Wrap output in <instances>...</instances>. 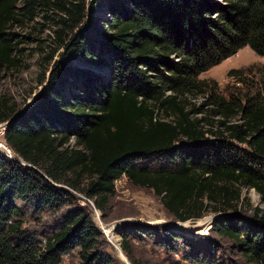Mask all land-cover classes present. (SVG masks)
I'll use <instances>...</instances> for the list:
<instances>
[{
    "label": "trees",
    "instance_id": "obj_1",
    "mask_svg": "<svg viewBox=\"0 0 264 264\" xmlns=\"http://www.w3.org/2000/svg\"><path fill=\"white\" fill-rule=\"evenodd\" d=\"M103 4L111 18L98 27L90 13ZM38 16L56 27L57 46L88 67L58 62L18 114L0 97L5 141L26 163L0 153V264H64L74 250L78 264H114L97 249L102 232L87 209L70 206L73 190L105 212L123 176L152 189L182 222L160 238L152 226L119 228L132 264H150L134 256L132 240L155 234L185 259L227 264L214 242L205 248L198 241L204 221L189 223L208 211L222 215L219 235L264 264V210L250 216L238 208L250 201L244 188L264 203V89L226 96L215 80L200 79L243 47L264 56V0H0V73L22 65L23 44L35 37L16 27ZM102 66L108 80L95 84ZM76 80L83 87L66 96ZM29 212L43 228L25 227ZM46 213L60 214L49 227Z\"/></svg>",
    "mask_w": 264,
    "mask_h": 264
},
{
    "label": "rangeland",
    "instance_id": "obj_2",
    "mask_svg": "<svg viewBox=\"0 0 264 264\" xmlns=\"http://www.w3.org/2000/svg\"><path fill=\"white\" fill-rule=\"evenodd\" d=\"M88 1L93 2L94 0ZM215 1L221 2V0ZM90 15L96 16L98 27H102L111 18L108 8L104 4L95 12L90 13ZM55 29L56 27L51 22L48 23L45 19H42V16L36 17L29 25L16 27V32L25 35L32 31V36L35 37L32 42L23 44L27 51L22 65L17 69L0 73V97H6L10 103L17 105V114L33 105L44 84H46V81L41 83L40 80H48L51 71L58 62L63 65L77 67L87 66L84 61L75 55L74 51L68 50L63 46H57ZM104 56L107 60L109 59L106 55ZM48 57H51L49 62L46 61ZM263 65L264 56L257 53L250 46H246L223 60L220 64L202 73L200 79L215 80L218 84L219 92L226 96H229L233 91L239 92V89H241L242 93L248 92L250 96H253L264 89L262 85L263 76L261 74ZM104 66L96 68L98 73L94 71L98 75L96 76L95 84L107 82L108 75H106L105 71L100 72V69L102 68L103 70ZM237 70L242 71V74L233 73V71ZM239 77H242L244 81L238 80ZM77 87H83L81 80H76L71 89L67 87L64 92L65 95L70 96L71 93H75ZM204 98L202 96L198 97L195 103L199 106L204 101ZM16 156L18 157V155ZM115 186L116 194L110 199L108 209L105 212L97 209L94 202L87 199L84 194L73 190L75 199L73 206H70L79 205L87 209L95 225L102 232L97 249L109 254L114 259V264H132L122 249L123 241L118 233V229L124 225L131 227L138 225L152 226L154 233L158 236L157 238L162 236L163 228L182 230V228H179L182 222L176 220L166 210L161 197L155 194L152 189L137 186L126 176L117 180ZM242 195L250 199V201L248 205L243 203L244 207L242 204L238 206L240 212L252 216L256 208L264 210V203H262L261 196L255 189L244 188ZM58 215L60 214L49 215L46 213L43 218L44 224H48L47 226L49 227V224H53ZM221 216L219 213L208 211L201 219L195 222L189 221L192 226H197L201 220L204 221V226L201 230L204 232H197L196 234L198 241L205 248H209L211 243L214 242L217 245L216 256L223 257L227 264H253L238 252L239 249H237L234 241L216 232L214 225L218 219H221ZM36 217L30 212L27 213L25 216V227L33 229L43 228L44 226H41L42 223H39ZM110 230L112 237L108 234ZM155 235H146L132 240L131 247L137 259L144 262L148 261L150 264H201L185 259L182 250L171 252V250L161 246L156 242L157 238ZM188 235L190 237L195 236V234ZM63 262L64 264H78V250L64 255Z\"/></svg>",
    "mask_w": 264,
    "mask_h": 264
},
{
    "label": "built area",
    "instance_id": "obj_3",
    "mask_svg": "<svg viewBox=\"0 0 264 264\" xmlns=\"http://www.w3.org/2000/svg\"><path fill=\"white\" fill-rule=\"evenodd\" d=\"M7 122H1L0 123V153L6 155L9 158L15 159L23 164H26L24 161L20 160L17 156H13L12 154H15L12 149L7 145L5 141V135L7 130Z\"/></svg>",
    "mask_w": 264,
    "mask_h": 264
},
{
    "label": "bare ground",
    "instance_id": "obj_4",
    "mask_svg": "<svg viewBox=\"0 0 264 264\" xmlns=\"http://www.w3.org/2000/svg\"><path fill=\"white\" fill-rule=\"evenodd\" d=\"M14 157H15V154H12ZM108 234H110V236H111V230L108 232ZM112 237V236H111Z\"/></svg>",
    "mask_w": 264,
    "mask_h": 264
},
{
    "label": "water",
    "instance_id": "obj_5",
    "mask_svg": "<svg viewBox=\"0 0 264 264\" xmlns=\"http://www.w3.org/2000/svg\"><path fill=\"white\" fill-rule=\"evenodd\" d=\"M8 123V122H7ZM116 229V227H114Z\"/></svg>",
    "mask_w": 264,
    "mask_h": 264
}]
</instances>
